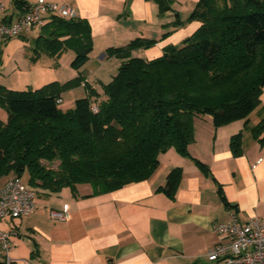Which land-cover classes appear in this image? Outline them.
Listing matches in <instances>:
<instances>
[{
    "label": "trees",
    "instance_id": "16d2710c",
    "mask_svg": "<svg viewBox=\"0 0 264 264\" xmlns=\"http://www.w3.org/2000/svg\"><path fill=\"white\" fill-rule=\"evenodd\" d=\"M155 1L161 13L172 10L174 0ZM14 4L30 7L22 0ZM174 15V24H182L175 10ZM50 18L34 38L33 50L54 57L73 49L70 66L80 68L92 50L87 23ZM189 20L199 21L198 29L158 58L131 56L132 50L154 43L142 38L106 49L121 63L111 80L101 84V94L80 74L36 89L0 85V107L7 113L0 120V178L26 174V184L36 193L69 188L76 195L79 184L105 193L148 179L159 155L170 148L190 156L195 117L210 116L215 128L246 120L264 87V0H199ZM81 84L86 95L62 110V92ZM251 134L264 142L262 120ZM241 141V132L230 138L235 157L242 154ZM192 159L207 172L204 163ZM180 173L179 167L170 170L158 191L171 197ZM219 196L229 207L220 189Z\"/></svg>",
    "mask_w": 264,
    "mask_h": 264
},
{
    "label": "crops",
    "instance_id": "0c3cea01",
    "mask_svg": "<svg viewBox=\"0 0 264 264\" xmlns=\"http://www.w3.org/2000/svg\"><path fill=\"white\" fill-rule=\"evenodd\" d=\"M22 1L25 6L37 2L67 4L76 18L87 23L92 50L88 60L71 75L83 76L99 94V86L111 80L121 63L119 58L107 56L106 49L125 46L135 38L147 39L154 43L132 50L131 56L152 60L171 47L181 46L200 26L199 21L189 20L199 0H174L172 10L163 13L155 0ZM0 3L7 17L22 11L14 0ZM174 10L182 20L180 25L174 24ZM34 30L38 35L40 27H33L20 38L30 39ZM82 85L63 93L61 99L66 95L83 97L86 92L81 94ZM0 120L5 121L3 117ZM261 120L264 123V87L260 103L246 120L215 128L210 116L195 117L190 156L170 148L159 155L157 169L146 180L105 193H93L89 184L77 185L76 195L69 188L39 192L32 214L0 221L3 230L13 233L10 264H204L217 241L214 223L226 220L229 213L241 220L257 216L264 221V142L251 134V128ZM239 132L242 154L235 157L229 141ZM192 158L204 163L207 172ZM175 167L181 173L169 197L158 187L165 184ZM10 177H1L0 187ZM219 189L229 207L220 198ZM51 209H65L67 219H52ZM0 264H4L1 257Z\"/></svg>",
    "mask_w": 264,
    "mask_h": 264
},
{
    "label": "built area",
    "instance_id": "2783aa9c",
    "mask_svg": "<svg viewBox=\"0 0 264 264\" xmlns=\"http://www.w3.org/2000/svg\"><path fill=\"white\" fill-rule=\"evenodd\" d=\"M4 11L5 6L0 3V44L23 36L33 27L43 26L51 16L67 20L76 18L72 7L57 2H37L9 17ZM91 109L96 112V104H91ZM35 209L36 191L21 177L11 176L0 187V221L28 216ZM49 215L57 221H65L68 217L65 209H51ZM212 230L217 241L207 252L204 264H264V221L259 217L241 220L236 214L229 213L226 220L214 223ZM12 234L0 227V257L4 264H10Z\"/></svg>",
    "mask_w": 264,
    "mask_h": 264
},
{
    "label": "rangeland",
    "instance_id": "374dc122",
    "mask_svg": "<svg viewBox=\"0 0 264 264\" xmlns=\"http://www.w3.org/2000/svg\"><path fill=\"white\" fill-rule=\"evenodd\" d=\"M31 35L32 37L30 39L24 40L16 37L11 38L6 43L0 44V85L16 90L27 88L36 89L48 82L56 81L62 84L66 80L74 78L71 75V71L74 72L77 69L72 68L70 62L75 56V50L66 49L58 58L57 56L53 57L44 52L37 54L33 50V41L37 35V30H34ZM108 74L106 73V76ZM81 85L75 86L74 88L81 87ZM80 89L82 91L81 94L86 92L84 86ZM99 89H102L101 86H99ZM68 90L63 91L62 94L68 93ZM77 93L78 91L75 92V95ZM77 98L74 95H66L62 99L60 97L61 100L58 106L62 110L71 109L74 107ZM2 117L6 120L7 113L0 107V118ZM51 166L55 167L56 164H52ZM26 179V174L22 175L24 183H26Z\"/></svg>",
    "mask_w": 264,
    "mask_h": 264
}]
</instances>
